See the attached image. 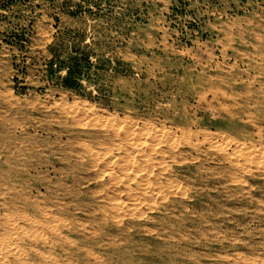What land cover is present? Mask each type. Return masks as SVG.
<instances>
[{
    "label": "rangeland",
    "instance_id": "374dc122",
    "mask_svg": "<svg viewBox=\"0 0 264 264\" xmlns=\"http://www.w3.org/2000/svg\"><path fill=\"white\" fill-rule=\"evenodd\" d=\"M48 127L100 177L0 182V264H264V0H0V176Z\"/></svg>",
    "mask_w": 264,
    "mask_h": 264
},
{
    "label": "bare ground",
    "instance_id": "6f19581e",
    "mask_svg": "<svg viewBox=\"0 0 264 264\" xmlns=\"http://www.w3.org/2000/svg\"><path fill=\"white\" fill-rule=\"evenodd\" d=\"M220 104V103H219ZM89 112V111H88ZM44 116V115H43ZM77 116V115H76ZM78 117V116H77ZM75 118V117H74ZM106 118V117H105ZM90 119V118H89ZM88 119V120H89ZM95 119V118H94ZM94 119H92L93 121H94ZM100 119V118H99ZM111 119H112V117H111ZM75 120H76V118H75ZM79 120V119H78ZM95 120H97V118L95 119ZM99 121V120H98ZM102 121V120H101ZM111 121V120H110ZM54 122V121H53ZM76 122V121H75ZM90 122V121H89ZM96 121H94V123H95ZM77 123L78 124H80L79 123V121H77ZM93 123V122H92ZM99 123V122H98ZM110 123V122H109ZM111 123H115L114 121L113 122H111ZM129 123V122H128ZM50 124V123H49ZM88 124V123H87ZM96 124H97V122H96ZM107 124V123H106ZM116 125L118 124V123H115ZM91 125H95V124H91ZM100 125V124H99ZM109 125V124H108ZM116 125H112V127L113 126H116ZM136 125V124H135ZM134 125V126H135ZM101 126V125H100ZM102 126H106V125H104V123H103V125ZM111 126V125H110ZM118 126H120V125H118ZM133 126V125H132ZM36 127V126H35ZM43 127V126H42ZM111 127V128H112ZM117 127V126H116ZM116 127H114L113 128V130L114 129H116ZM130 128H131V126H129ZM138 127L139 126H135L132 130L131 129H125L124 131H122V129H124L123 127H121L120 126V128H121V132L120 131H117L118 130V128L115 130V131H112V132H110V135H109V137L108 138H110V136H111V138L112 137H114V138H116L117 140L118 139H120V140H122V141H126V143L127 144H131V145H134V143H136V141H135V139L137 140V138L135 137V134H134V132L138 129ZM156 127V126H155ZM154 127V128H155ZM105 128H107V127H105ZM119 128V129H120ZM128 128V127H127ZM157 128V127H156ZM45 129V132H44V137L43 138H36L35 140H30L31 141V144H30V147L31 148H33L34 146H38V145H36V144H40V145H42L43 146V148H42V151L41 152H44V153H47V154H53V155H55V157L56 156H58L53 162H49V163H47V164H45V163H43V161L42 160H40L38 157H37V160L36 161H30L29 163L27 162V163H25L24 164V166H18V165H15L14 167H12L9 163H8V161H5V162H7V164H6V170L8 171V172H10V171H12V170H14V173H15V177H14V179H15V181H13V180H11V178H9V179H7V180H5V176H0V182H2L3 184H6L8 187H12V186H14L15 184H20V185H26V184H28L29 182H30V180H32L34 183H35V186H32V187H30L29 188V190L31 191V192H34L33 190H36V192H37V194H39V192H41V188L43 187V188H45V194L47 195V196H49V197H53V195H54V190H53V188L50 186L51 184H50V180H52V181H54L55 179H57V180H61L60 182H62L63 180H65V181H67L68 179L69 180H75L76 181V175L75 174H72L73 173V171H78V172H80V171H85V170H88V169H90V167H96V165H97V163H96V157H98V159H99V155L98 156H96V151L93 149V148H90V147H87V146H89V145H85V140H84V142H82V140H78V138L77 139H72L71 137H70V135L68 134V133H61V132H57V133H53L52 132V130H51V128L50 127H48V128H43L42 130H44ZM140 129L142 130V128H141V126H140ZM159 129V128H158ZM41 130V131H42ZM72 130V129H71ZM103 130V129H102ZM108 130V129H107ZM106 130V131H107ZM135 130V131H134ZM139 130V129H138ZM145 130V129H144ZM160 130V129H159ZM188 130V129H187ZM56 131V130H55ZM58 131V130H57ZM80 131V130H79ZM94 131V130H93ZM105 131V130H104ZM109 131V130H108ZM151 131V130H150ZM88 132V131H87ZM138 132V134H140V131H137ZM146 132V131H145ZM144 132V133H145ZM142 133H143V131H142ZM141 133V134H142ZM150 134V133H149ZM206 134V133H205ZM52 135L55 137V139H57V140H55L54 142H52V141H50V140H48L50 137H52ZM105 134H103V136H104ZM153 135H155L154 133H153ZM156 135H157V133H156ZM162 135V134H161ZM208 135V134H207ZM148 136V135H147ZM158 136V135H157ZM160 136V135H159ZM158 136V137H159ZM74 137H76V136H74ZM79 137V136H78ZM156 137V136H155ZM157 137V138H158ZM161 137V136H160ZM66 138V139H65ZM92 138V137H91ZM98 138V137H97ZM148 139H149V137H147ZM151 138H153V137H151ZM151 138H150V140H151ZM162 138H164V137H162ZM180 138V137H179ZM65 139V140H64ZM107 139V138H106ZM116 139H114V140H116ZM145 139H146V137H145ZM147 139V140H148ZM155 139V138H154ZM154 139H152V140H154ZM212 138H210V140H211ZM110 140V139H109ZM113 140V139H112ZM116 140V141H117ZM149 140V141H150ZM159 140V139H158ZM174 140V139H173ZM215 140V139H214ZM99 141V140H98ZM111 141V140H110ZM146 141V140H145ZM145 141H143L144 143H146ZM160 141V140H159ZM200 141V140H199ZM203 141V140H202ZM213 141V140H212ZM216 141V140H215ZM214 141V142H215ZM97 142V141H96ZM137 142H139L140 143V140H138ZM143 142L141 141V144H143ZM154 142L155 141H152V148H153V146H155L154 145ZM210 142V141H209ZM30 143V142H29ZM36 143V144H35ZM53 143H55V149H53L52 148V144ZM99 143H102V142H99ZM138 143V144H139ZM192 143V142H191ZM211 143V142H210ZM104 144V143H103ZM137 144V145H138ZM140 144V145H141ZM149 144H151V143H149ZM149 144H144V145H149ZM193 144V143H192ZM212 144V143H211ZM27 145V144H26ZM140 145H138V147L140 146ZM157 145V144H156ZM213 145H215V144H213ZM212 145V147H214ZM216 145H218V144H216ZM71 146H74L73 148H71ZM122 146V145H121ZM150 146V145H149ZM211 146V145H210ZM238 146V145H237ZM236 146V147H237ZM41 147V146H40ZM136 147V146H135ZM160 147V146H159ZM234 147V146H233ZM235 147V148H236ZM142 148V147H141ZM152 148H150V149H152ZM24 149V148H23ZM23 149L22 148H20L19 147V155H24V151H23ZM82 149V150H81ZM134 149V148H133ZM132 149V150H133ZM155 149V148H154ZM154 149H152V150H154ZM33 150V149H32ZM99 150V149H98ZM102 150H104V149H102ZM123 150V149H122ZM129 150V149H128ZM139 150H140V147H139ZM148 150H149V148H148ZM156 150H157V148H156ZM239 150V149H238ZM134 151V150H133ZM137 151H138V149H137ZM123 152V151H122ZM144 152V151H143ZM251 152V151H250ZM262 152V151H261ZM27 153H28V151H27ZM165 153V152H164ZM249 153V152H248ZM143 155V154H142ZM251 155V154H250ZM255 155V154H254ZM253 155V156H254ZM129 156V155H128ZM165 155H163V157H164ZM198 156V155H197ZM84 157H86L87 158V161H86V163H87V165L86 164H83V165H73L69 160L70 159H73L74 161H77L78 159H82V158H84ZM249 157V156H248ZM103 158V157H102ZM125 158V157H124ZM246 158V157H245ZM46 159V158H45ZM44 159V160H45ZM105 159V158H104ZM131 159V158H130ZM130 159H129V161L127 162L126 160H128V159H126L125 160V162H127V164L130 162ZM224 159H227V160H229V161H231L232 163H233V159H231V157H229L228 155H225V157H222V160H224ZM110 160V159H109ZM166 160H167V158H166ZM28 161V160H27ZM49 161V160H48ZM111 162H112V160H110ZM123 161H124V159H123ZM122 161V162H123ZM133 161H135V160H133ZM144 161V160H143ZM45 162H47V161H45ZM107 162H108V159H107ZM121 162V161H120ZM115 163V162H114ZM132 163H134V162H132ZM262 163V162H261ZM45 164V165H44ZM59 164V166L57 167V165ZM76 164V163H75ZM78 164V163H77ZM125 164V163H124ZM146 164V163H145ZM234 164H236L237 165V163H236V161H234ZM239 164V163H238ZM41 165H44V175L43 176H38V175H36V172L38 171V167L39 166H41ZM131 165V164H130ZM144 166V165H143ZM238 166V165H237ZM124 167L125 166H123V169H124ZM127 168H128V166H126ZM127 168H125V169H127ZM146 168H148V167H146ZM166 168V167H165ZM214 168V167H213ZM129 169V168H128ZM236 169V168H235ZM122 170V169H121ZM130 170H133V169H130ZM130 170H128V171H130ZM152 170V169H151ZM124 171V170H123ZM127 171V170H126ZM165 171V170H164ZM81 173V172H80ZM122 173H124V175H123V177H129V178H134V175L133 176H130V175H132V174H130V173H128V172H126L125 173V171L124 172H122ZM141 174V173H140ZM144 174H145V172H144ZM151 174V173H150ZM100 177V173L98 172V171H96V170H94V172H92V173H87V174H83V176H81L80 178L79 177H77V178H79V180L78 181H81V182H84V181H87V182H89L90 180H92V179H95V178H99ZM113 177V176H112ZM111 177V178H112ZM122 177V175L120 176V178ZM154 177V176H153ZM7 178V177H6ZM117 178V177H116ZM116 178H114V180H116ZM252 178V177H251ZM113 179V178H112ZM117 179H119V178H117ZM170 179V178H169ZM236 179V178H235ZM97 180V179H96ZM95 180V181H96ZM246 180V179H245ZM78 181H76V182H78ZM175 181H176V179H175ZM97 182V181H96ZM95 182V183H96ZM124 182V181H123ZM126 182V181H125ZM138 182V181H137ZM253 182V181H252ZM63 183V182H62ZM68 182H66V184H67ZM85 183V182H84ZM103 183V182H102ZM177 183V182H176ZM77 184H79V183H77ZM148 185V184H147ZM168 185V184H167ZM6 186V187H7ZM61 186H62V188H65V185L63 186V185H59L58 187H57V189L59 188H61ZM73 186V185H72ZM79 186V185H78ZM174 186V185H173ZM182 186V185H181ZM5 187V186H4ZM126 187V186H125ZM78 188V187H77ZM147 188V187H146ZM154 188H155V186H154ZM181 188V187H180ZM67 189H68V187H67ZM134 189V188H133ZM173 189V188H172ZM65 190H66V188H65ZM87 190H89V188L87 187L86 189H85V191L84 192H89V191H87ZM92 190V189H91ZM69 191V190H68ZM111 191V190H110ZM148 191V190H147ZM161 191V190H160ZM70 192V191H69ZM79 192V191H78ZM64 194V193H63ZM91 194V193H90ZM114 194V193H113ZM27 195V194H26ZM161 195V194H160ZM31 196V195H30ZM40 196V195H39ZM63 196V195H62ZM84 196V195H83ZM164 196V195H163ZM21 198L24 200V201H26V197L25 196H21ZM123 198V197H122ZM36 199V198H35ZM65 199V198H64ZM112 199V198H111ZM115 200H116V197L114 198ZM118 199V198H117ZM79 200H82V199H79ZM83 201H87V200H83ZM121 201V200H120ZM119 201V202H120ZM126 201V200H125ZM146 201V200H145ZM115 202V201H114ZM39 203V202H38ZM66 203H68V202H66ZM91 203V202H90ZM117 203V202H116ZM115 203V204H116ZM122 203V202H121ZM120 203V204H121ZM128 203V202H127ZM126 202H125V204H127ZM2 204V203H1ZM23 204V203H22ZM69 204V203H68ZM68 204H66L65 205V207L67 206L68 207ZM80 204V203H79ZM114 204V203H113ZM6 205V204H5ZM53 205H55V203H53ZM81 205V204H80ZM83 205V204H82ZM91 205V204H90ZM31 206H32V208H33V212H41V210L39 209V205L35 202V200L34 201H32V204H31ZM84 206H85V204H84ZM92 206V205H91ZM95 206V205H94ZM119 206H121V205H119ZM118 206V207H119ZM50 207V206H49ZM64 207V208H65ZM86 207V206H85ZM100 207V206H99ZM121 207H123V206H121ZM141 207V206H140ZM98 208V207H97ZM82 210V209H81ZM115 210V209H114ZM84 211H86V210H84ZM96 212V211H95ZM43 213V212H42ZM45 213H47V212H45ZM88 213V212H87ZM106 212H104V213H102V216H101V218H103L104 220L106 219V222L108 221V219L109 218H112V217H114L115 215H113V214H108V213H106ZM147 213V212H146ZM22 214V213H21ZM93 214H94V212H93ZM129 214V213H128ZM97 216V215H96ZM84 217V216H83ZM33 218V217H32ZM47 221V220H46ZM40 223V222H39ZM99 223H101V222H99ZM62 225L64 224V223H61ZM102 224V223H101ZM64 226V225H63ZM110 226H112V225H110ZM38 227V226H37ZM64 229H66V230H69L70 229V227L68 228V227H64ZM114 232L115 231H117L118 230V228L117 229H112ZM119 230H121V229H119ZM160 235V234H159ZM70 240V239H69ZM1 243V242H0ZM3 244V243H2ZM247 249V248H246ZM236 250V249H235ZM7 252V251H6ZM11 253V252H10ZM239 253V252H238ZM1 255V254H0ZM99 255V254H98ZM97 255V256H98ZM101 256V255H100ZM1 257L3 258V255H1L0 256V260H2L1 259ZM241 257H244V256H241ZM247 259H249V258H247ZM258 259H260V258H258ZM236 260H237V258H236ZM252 260H253V258H252ZM261 260V259H260ZM19 262H20V260H19ZM253 262V261H252ZM27 263V262H26ZM30 263V262H29Z\"/></svg>",
    "mask_w": 264,
    "mask_h": 264
}]
</instances>
